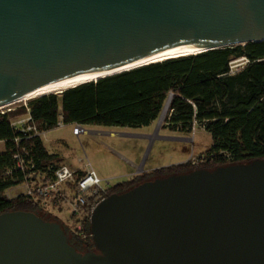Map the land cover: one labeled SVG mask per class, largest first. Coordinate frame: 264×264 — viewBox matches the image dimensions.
<instances>
[{"label":"water","instance_id":"95a60500","mask_svg":"<svg viewBox=\"0 0 264 264\" xmlns=\"http://www.w3.org/2000/svg\"><path fill=\"white\" fill-rule=\"evenodd\" d=\"M261 40L264 0H0V105L160 50ZM90 232L81 253L57 222L0 213V264H264V160L111 193Z\"/></svg>","mask_w":264,"mask_h":264},{"label":"trees","instance_id":"16d2710c","mask_svg":"<svg viewBox=\"0 0 264 264\" xmlns=\"http://www.w3.org/2000/svg\"><path fill=\"white\" fill-rule=\"evenodd\" d=\"M243 63L231 68V62ZM168 103L161 128L191 133L195 124L209 133L211 145L199 163L189 161L143 171L112 185L106 193L123 192L154 178L183 174L196 169L246 164L264 160V40L228 45L143 64L61 92L37 96L13 109L0 111V213L34 212L44 221L57 222L76 251H96L90 232V212L108 196L103 192L81 193L77 181L84 171L74 170V182L41 194L54 181L61 165L56 153L44 145L42 133L63 124L147 126ZM29 115L35 129L22 132L11 118ZM18 156L24 168L17 166ZM32 165V167L30 166ZM25 184L29 192L9 196L8 189ZM82 194L78 214L65 220L51 203ZM81 227L78 229L77 225Z\"/></svg>","mask_w":264,"mask_h":264},{"label":"rangeland","instance_id":"374dc122","mask_svg":"<svg viewBox=\"0 0 264 264\" xmlns=\"http://www.w3.org/2000/svg\"><path fill=\"white\" fill-rule=\"evenodd\" d=\"M242 63L233 61L231 65L236 68ZM33 98L36 97L14 101L10 105L0 107V111L26 105ZM165 112L166 110L162 111L158 118L147 126L84 125L86 132L74 135L72 124H68L45 132L42 139L46 142L50 138H62L60 146L67 152L74 166L83 170V165L90 162L97 174L111 186L148 169L191 162V158H194L195 163L201 162L211 145L209 133L197 124L191 133L161 128ZM26 191L25 184H18L7 192L9 196H14ZM61 203L62 211H53L65 220L69 215V208L64 202Z\"/></svg>","mask_w":264,"mask_h":264},{"label":"built area","instance_id":"2783aa9c","mask_svg":"<svg viewBox=\"0 0 264 264\" xmlns=\"http://www.w3.org/2000/svg\"><path fill=\"white\" fill-rule=\"evenodd\" d=\"M234 61H242V58L234 60ZM233 62V61H232ZM231 62V63H232ZM233 68V66H230ZM28 121H30L29 115L22 116H14L11 118V124L18 130L22 132H26L30 129H35V127L31 124H28ZM64 124L61 121V118L57 122V127H62ZM84 125L79 123H72V133L74 135H79L81 133L86 132V129L83 127ZM17 159V166L20 168H24V161L19 158L18 156H15ZM193 163H195L194 158H191ZM32 167V165H30ZM84 169V176H82L77 181V187L79 188L81 193H93L96 194L98 192H103L104 194L108 195L106 193V190H108L111 185H108V181L106 179H102L94 170L90 162H87L83 165ZM74 170L67 165L61 164L57 170L55 171V178L52 183L49 185L43 187V188H37L38 192L41 194H47L48 190L54 189L59 185L65 184L66 182H74ZM27 192H29L27 188ZM67 208H69V214H78L79 208L81 205L84 204V198L82 194H79L76 198H68L65 196L64 201ZM78 229H80L81 225H77Z\"/></svg>","mask_w":264,"mask_h":264},{"label":"bare ground","instance_id":"6f19581e","mask_svg":"<svg viewBox=\"0 0 264 264\" xmlns=\"http://www.w3.org/2000/svg\"><path fill=\"white\" fill-rule=\"evenodd\" d=\"M204 48L205 47L203 46L184 45V46H179V47H174L170 49L152 52L150 54H147L145 56H142L130 62H126L124 64L113 66V67H109V68L103 69L101 71L92 73L90 75L84 76L82 78H79V79H76V80H73V81H70L64 84L39 87L14 101H18V100L22 101V99H28V98L48 94V93L58 92L59 90H64L66 88H69L71 86H74V85H77V84H80L86 81L96 80L97 78L110 75V74H114V73H118L124 70H128V69H131V68L143 65V64H147V63H151V62H155V61H159V60H163L167 58L177 57L181 55L195 54V53L200 52ZM14 101L4 103L0 105V107L6 106L7 104L10 105V103L12 104V102Z\"/></svg>","mask_w":264,"mask_h":264},{"label":"crops","instance_id":"0c3cea01","mask_svg":"<svg viewBox=\"0 0 264 264\" xmlns=\"http://www.w3.org/2000/svg\"><path fill=\"white\" fill-rule=\"evenodd\" d=\"M65 125H68V124H64L63 126H65ZM51 130H48V131H45V132H49ZM45 132H43L42 135H44ZM43 142H44V140H43ZM61 142H63V139L62 138H55V139L50 138L46 142H44V145L46 146V148H47V150L49 152H52V153H56L57 154V156H58V162L60 164L67 165L68 167H70L72 169H80L79 167L74 166L73 163L69 160V155L60 146L61 145L60 144ZM3 150H4V142L3 141H0V151H3ZM149 170H151V169H148V170H145V171H149ZM61 189L66 191L65 186L64 187L61 186ZM51 204H52L51 207H52L53 210L58 211V212H61L62 211V206H61L62 203L61 202H58L56 204H54V203H51Z\"/></svg>","mask_w":264,"mask_h":264}]
</instances>
